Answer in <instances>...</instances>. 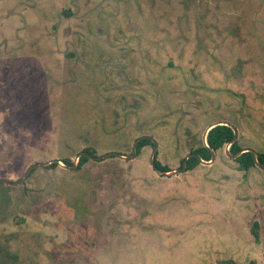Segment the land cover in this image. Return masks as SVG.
Returning a JSON list of instances; mask_svg holds the SVG:
<instances>
[{
	"label": "rangeland",
	"instance_id": "rangeland-1",
	"mask_svg": "<svg viewBox=\"0 0 264 264\" xmlns=\"http://www.w3.org/2000/svg\"><path fill=\"white\" fill-rule=\"evenodd\" d=\"M216 122L264 153V0H0V180ZM153 149L0 182V264H264V168Z\"/></svg>",
	"mask_w": 264,
	"mask_h": 264
},
{
	"label": "trees",
	"instance_id": "trees-1",
	"mask_svg": "<svg viewBox=\"0 0 264 264\" xmlns=\"http://www.w3.org/2000/svg\"><path fill=\"white\" fill-rule=\"evenodd\" d=\"M181 1H183V0H181ZM233 138H234V130L231 127L226 126V125L217 126V127L213 128L208 134L207 144H208L209 148L205 145V143H203L198 148L192 150L191 153H195V154L200 155L201 158L205 161H210L212 159V151H215L217 153L218 151H220L221 149H223L227 145H229L232 142ZM148 145H152L154 147L153 142L149 139H144V140L140 141L138 144V155H140L143 148L148 146ZM242 150L243 149L238 144V140L235 143H233L230 147V153H232V154H238ZM84 151H87V152L91 153L92 155H95V152L93 150H91L90 148H85ZM158 156H159V152H157L156 156H155L156 164H157L158 168L163 170V171H167V172L171 171L169 167L163 165L161 162L158 161ZM257 157H258V162H260L261 164H264V153H257ZM89 161H90V159L88 157L82 156L80 161H79V164H78V170H81L84 167V165H86ZM183 161H182V163H183ZM235 161L239 163L240 168L244 171H249L253 167L257 166L254 155L251 152L243 153ZM62 162L68 166L73 165V163L71 162V159H68V158L63 159ZM200 164H201V161L197 157H192V158H190V160L188 162V166H187L186 171L193 170L197 166H199ZM58 166H59V164L55 163V164L49 165L47 168L51 169V168H56ZM32 173H33V171L31 172V174ZM252 233L254 234L255 239L257 241H259L260 240V225H259V223L254 224V226L252 227ZM70 245H72L71 247L73 248V243H71ZM229 264H236V263L230 262ZM248 264H258V262L255 260H252Z\"/></svg>",
	"mask_w": 264,
	"mask_h": 264
},
{
	"label": "water",
	"instance_id": "water-1",
	"mask_svg": "<svg viewBox=\"0 0 264 264\" xmlns=\"http://www.w3.org/2000/svg\"><path fill=\"white\" fill-rule=\"evenodd\" d=\"M220 125H226V126H229V127H231V128L234 130V138H233L232 142L228 145V150H227V154H228L230 157H232L233 159H237V158L240 157L243 153H245V152H251V153H253V155H254V158H255V160H256L257 166H258V167H262V168H264V164H261L260 162H258L257 152H256L254 149L246 148V149H243L242 151H240L238 154H232V153H230V147H231V145H232L233 143H235V142L238 140V130H237V128H236L233 124H231V123H228V122H216V123H214V124H212V125H210V126L208 127V129L206 130L205 135H204V143H205V145H206L208 148H209V146H208V144H207V138H208V134H209V132H210L213 128H215V127H217V126H220ZM144 139H149V140H151V141L153 142V144H154V149H153V152H152V158H151L152 167H153V169H154L155 171H157L158 173H160V174H162V175H168V176H170V175H179V174L185 172V171L187 170L188 162H189L190 158H192V157H197V158L201 161V163H203V164H207V165L213 164V163L216 161V159H217V153H216L215 151H212V159H211L210 161H205V160H203V159L201 158V156L198 155V154L190 153V154H188V155L185 157V159H184V161H183V163H182V167H181L180 169H178V170H176V171H169V172H167V171H163V170L159 169L158 166H157V164H156V158H155V155H156V152H157V150H158V142H157L156 139H154L153 137H150V136H141V137H138V138L134 141V143H133V149H132V150H133V151H132V155L129 156V157H125V156H123L122 154H120V153H118V152H110V153H106V154H104V155L96 156V155H92L91 153H89V152H87V151H82V152H80V153L76 156V161L73 163V165L68 166V165L65 164V168H66V169H69V170H75V169H77V168H78L79 161H80V159H81L82 156H86V157H88L89 159H93V160H96V161H101V160H103V159H106V158H108V157H112V156H114V157H118V158H123V159H126V160H132V159H135V158L137 157V154H138V144H139L140 141H142V140H144ZM55 163H57V164H59V165H60V164H63V162L60 161V160H58V159H53V160L46 161V162H43V163H37V164L32 165V166L28 169L27 173L25 174V176H24V178H23L22 180H20V181H18V182H8V181H2V180H0V182H4L5 184H8V185H10V186H18V185H21V184H23V183L27 180V178L29 177V175H30V173L32 172L33 169H35V168H37V167H47V166H49V165H51V164H55Z\"/></svg>",
	"mask_w": 264,
	"mask_h": 264
}]
</instances>
